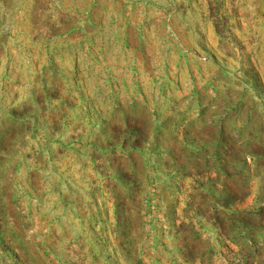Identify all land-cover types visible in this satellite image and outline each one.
<instances>
[{"label":"rangeland","instance_id":"374dc122","mask_svg":"<svg viewBox=\"0 0 264 264\" xmlns=\"http://www.w3.org/2000/svg\"><path fill=\"white\" fill-rule=\"evenodd\" d=\"M0 264H264V0H0Z\"/></svg>","mask_w":264,"mask_h":264}]
</instances>
